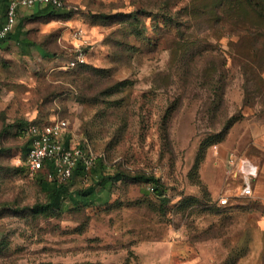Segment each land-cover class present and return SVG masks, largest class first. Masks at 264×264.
<instances>
[{
	"label": "rangeland",
	"instance_id": "1",
	"mask_svg": "<svg viewBox=\"0 0 264 264\" xmlns=\"http://www.w3.org/2000/svg\"><path fill=\"white\" fill-rule=\"evenodd\" d=\"M212 1L64 0L69 38L58 45L56 34L53 55L0 44V264H264V200L227 173L232 154L258 156L264 144L254 92L264 65L254 53L262 69L245 73L238 53L251 43L236 45L227 26L217 37ZM78 46L87 64L69 67ZM58 118L124 176L102 192L107 203L36 215L46 195L25 128ZM229 119L224 140L204 148ZM138 174L158 179L163 196Z\"/></svg>",
	"mask_w": 264,
	"mask_h": 264
},
{
	"label": "trees",
	"instance_id": "2",
	"mask_svg": "<svg viewBox=\"0 0 264 264\" xmlns=\"http://www.w3.org/2000/svg\"><path fill=\"white\" fill-rule=\"evenodd\" d=\"M210 13V28H213L217 37L220 38L222 35L217 30H220L224 26H227V30L230 34H238L239 39L235 42L236 45H242L245 42V38L249 39L251 43L248 52L238 53L239 56L247 58L251 67H243L245 73H254L259 69H262V64L259 63L257 56H260L262 63L264 65V5H260L258 1L255 0H213L209 6ZM64 7L56 8L52 5H47L46 11L50 15L62 16L65 18H70V14L61 11ZM247 14L244 13V10ZM200 9L196 6L191 7V11L195 14ZM253 13L255 16L250 15ZM109 17H103L102 22H107ZM191 20V19H190ZM169 19L166 20L168 22ZM187 27H191L190 22L186 23ZM12 31V30H11ZM11 31L5 36L0 38V43L11 38ZM181 39L183 38L180 37ZM190 43L189 41H183L180 44V50L184 49V46ZM233 43V42H232ZM207 46L203 47V51L207 50ZM256 53V59H252L251 55ZM52 54L49 55H53ZM260 54V55H258ZM247 61V62H248ZM85 63H80L76 65L84 66ZM261 64V65H260ZM213 69V68H212ZM213 71V70H212ZM215 73V72H214ZM255 93L263 94L264 89L261 85H255ZM223 93L221 94V98ZM35 123H40L37 121H32ZM50 122V121H49ZM30 123V122H29ZM47 123V122H43ZM231 127V119L228 120V125L225 127L224 131L215 134L210 142L205 144L204 148L224 140L226 134ZM29 143V142H28ZM95 170V171H94ZM37 172V183L40 185L41 190L45 193V200L37 203L33 207V212L36 215H51L56 214L64 210L76 209L79 206H87L91 202H104L107 203L109 200V195L103 196L102 192L107 191L109 193L110 188L113 183L121 180L124 176L122 170L117 166L112 170H107V164L103 159H101L98 164L91 169L87 181L92 180L90 183L85 184L84 187L71 189L73 180L76 177H84V172L82 166L78 165L72 177L66 181H59L57 179H50L48 176L47 169H39ZM96 173L98 178H95L93 173ZM92 176V177H91ZM138 178L142 181H147L152 183L154 194L158 197H162L164 194L163 187H161L158 179L153 176H148L145 174H138ZM99 186V189L97 188ZM253 198H256L253 196ZM230 203V202H229ZM219 204L220 201H219ZM224 205V204H221ZM227 205V204H225ZM43 264H56L53 262H46Z\"/></svg>",
	"mask_w": 264,
	"mask_h": 264
},
{
	"label": "built area",
	"instance_id": "3",
	"mask_svg": "<svg viewBox=\"0 0 264 264\" xmlns=\"http://www.w3.org/2000/svg\"><path fill=\"white\" fill-rule=\"evenodd\" d=\"M36 3L52 5L56 8L65 6L64 0H9L6 11V22L0 30V37H5L14 27L17 21L18 8L20 6H32ZM79 34H76V37ZM87 62L86 52L83 47L76 48V55L68 62L69 67H75ZM29 142L26 162L34 172L39 169H47L50 179L66 181L70 179L75 168L82 166L84 175L88 178L92 168L104 158L103 153L96 152L88 143L78 141L70 131L67 119H54L47 123L30 122L25 128ZM228 175L233 174L236 168L250 165L252 169L244 171L239 177L243 179V194L253 196L254 178L258 174V168L252 159L244 154H232L230 156ZM221 204L230 202L229 195H221Z\"/></svg>",
	"mask_w": 264,
	"mask_h": 264
},
{
	"label": "crops",
	"instance_id": "4",
	"mask_svg": "<svg viewBox=\"0 0 264 264\" xmlns=\"http://www.w3.org/2000/svg\"><path fill=\"white\" fill-rule=\"evenodd\" d=\"M9 0H0V30L6 22V11ZM48 4L36 3L32 6H20L18 8L17 21L11 31V38L1 42L11 43L24 54L37 52L41 56L53 53L50 48L54 45V39L58 36V45H64V39L69 38L68 21L70 18L50 15L46 11ZM60 29V33H55ZM57 34V36H56ZM1 38V37H0ZM260 145V155L248 156L258 168V174L254 178V197L264 200V144ZM252 169L250 165H241L235 169L232 177H239L244 171Z\"/></svg>",
	"mask_w": 264,
	"mask_h": 264
}]
</instances>
